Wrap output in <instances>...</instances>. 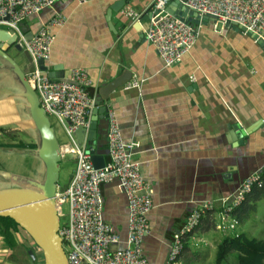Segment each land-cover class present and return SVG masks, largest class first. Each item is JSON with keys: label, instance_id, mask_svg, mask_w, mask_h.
Listing matches in <instances>:
<instances>
[{"label": "crops", "instance_id": "0c3cea01", "mask_svg": "<svg viewBox=\"0 0 264 264\" xmlns=\"http://www.w3.org/2000/svg\"><path fill=\"white\" fill-rule=\"evenodd\" d=\"M114 1L57 0L52 8L25 20L34 33L56 11L67 18L56 30L50 58L45 61L48 71L56 68L66 77L70 68H84L93 80L90 89L94 95L106 82L126 73L128 80L105 103L115 112L124 140L135 143L132 158L140 163L141 174L149 183L152 207L147 213L150 230L141 244L143 254L150 264H164L172 235L192 208L201 200L214 201L189 237L190 246L194 241H207L208 234L219 230L216 224L224 209L221 200L234 194L244 177L264 165V123L258 122L264 120V46L225 23L215 26L210 18L200 21L197 39L182 60L165 66L145 38L147 19L140 21L153 0H125L108 21L107 9ZM127 6L142 13L138 21L124 14ZM10 48L7 53L11 56ZM24 51L29 63L25 70L20 68L26 74L33 68V60ZM0 61V78L24 97L21 108L27 119L29 103L21 81L5 59L0 57ZM132 82L137 86H130ZM104 121L98 120L99 129ZM233 125L243 130L240 142ZM14 130L21 132L20 128L1 129L0 134L9 141L0 142V148L22 141L5 132ZM106 147V142L100 146ZM73 172L67 184H58L61 188L69 184ZM0 174L28 185L25 180H29L17 174L2 170ZM101 189L103 218L119 236L114 246L122 247L128 232L127 198L116 178L103 182ZM253 205L256 211L261 207L264 217V196ZM14 236L17 243L13 248H7L0 236V264H35L21 244V232ZM186 255L183 250L182 262Z\"/></svg>", "mask_w": 264, "mask_h": 264}, {"label": "built area", "instance_id": "2783aa9c", "mask_svg": "<svg viewBox=\"0 0 264 264\" xmlns=\"http://www.w3.org/2000/svg\"><path fill=\"white\" fill-rule=\"evenodd\" d=\"M57 0H0V28L16 33V43L31 56L33 68L26 73L29 84L37 93L39 105L45 115L54 117L67 136L60 143L61 158L69 153L75 159V168L69 184L55 191V202L59 217L65 215L58 233L69 264H150L143 254L142 240L150 230L147 213L152 207L149 183L140 171V163L132 158L134 142L125 141L113 109L107 105L105 163L95 167L90 148L85 142L77 143L74 132L78 127L88 129L95 108L100 106L96 95L90 91L93 80L82 67H72L63 78H51L39 68L38 58H50L57 28L66 22L60 12L41 22L31 38H26L19 22L38 15L45 8H52ZM86 0H78L79 3ZM173 0H153L144 29L149 42L165 66L180 62L190 50L198 36L201 23L193 24L167 11ZM202 18L212 17V22L224 24L234 22L256 34L264 41V0H178ZM123 11L132 20H139L141 12L127 6ZM130 86H137L132 82ZM116 178L118 187L127 198L128 232L122 247L114 246L119 236L111 224L103 218L104 199L101 185ZM264 184V165L255 169L238 184L234 194L223 198L224 210L219 213L216 227L225 231L233 228L236 221L228 220L226 213L242 203L253 186ZM214 207L211 199L201 200L191 209L183 225L173 233L164 264H183L185 236L194 230L203 213ZM198 241H203L198 240ZM114 246V247H113Z\"/></svg>", "mask_w": 264, "mask_h": 264}, {"label": "water", "instance_id": "95a60500", "mask_svg": "<svg viewBox=\"0 0 264 264\" xmlns=\"http://www.w3.org/2000/svg\"><path fill=\"white\" fill-rule=\"evenodd\" d=\"M57 2V1H56ZM125 0H116L107 9L106 18L109 21L113 11H118ZM56 4V3H55ZM167 11L179 16L181 19H186L193 24H198L200 21L206 22L210 18L209 15H204L202 18L197 12L188 9L178 0H173L167 5ZM151 15L150 12L144 14L140 19L145 21ZM139 21V22H140ZM20 28L25 32L26 38H31L33 32L29 31L26 20L19 22ZM225 26H229L238 32L245 33L256 40L261 46H264L262 41L256 34L246 30L245 27L234 22H226ZM9 47H13L18 51L22 48L16 43V33L10 29L0 28V57L5 59L11 67V71L19 78L24 88V96L27 98L29 106V115L38 131L36 154L43 161V179L41 182L28 181V185H20L13 187L0 188V216L11 217L33 240L37 248L42 254L43 264H69L65 250L62 245V238L58 233L60 217L58 208L55 202V191L60 170L61 148L57 141L54 130L51 126L49 118L45 115L42 107L39 105L38 97L33 87L29 84L24 71L18 63L7 53ZM37 64L40 69L48 71V67L42 58H38ZM54 68L49 70L48 76L52 78L64 77L63 71ZM126 73L106 82L102 85L96 98L98 101H103L104 104L93 110L90 118L88 129L78 127L74 132V138L77 143L85 142L90 148L91 159L95 167H101L105 163L107 148H100L101 144L106 142L107 119L106 110L109 94L122 86L127 81ZM99 119H105L104 124L98 125ZM259 123H264L263 119L258 120ZM257 122V123H258ZM232 130L235 133V139L242 141L243 130L238 125H233ZM245 133L248 130H244ZM101 138V140H100ZM97 144L95 149L91 145ZM29 254L35 259L32 251Z\"/></svg>", "mask_w": 264, "mask_h": 264}, {"label": "rangeland", "instance_id": "374dc122", "mask_svg": "<svg viewBox=\"0 0 264 264\" xmlns=\"http://www.w3.org/2000/svg\"><path fill=\"white\" fill-rule=\"evenodd\" d=\"M11 56L18 63V65L25 70L26 65L29 63V57L24 50L18 51L11 47ZM1 63V61H0ZM1 65V64H0ZM24 101V97L17 94L15 88L8 85L3 77L0 78V132L1 129L11 130L20 128L21 132L17 130L5 131L6 133H14L15 140L29 141L38 140V131L35 124L32 121L29 112H26L27 119L23 117V111L21 104ZM49 121L54 130L56 139L59 143L66 142L67 136L64 133L61 125L57 120L49 116ZM29 121V124H25ZM34 126V127H33ZM34 128V129H33ZM23 130V131H22ZM32 130L34 133H32ZM4 131V130H2ZM23 132V133H22ZM13 135V134H12ZM9 138L5 134H0V142H8ZM60 170L58 177V184H67L70 175L74 170L75 163L71 154H65L59 161ZM0 170L5 171L9 174H17L22 176L24 179L33 182H41L43 179V161L42 159L32 150L12 148L6 145L0 148ZM28 182L27 180H25ZM22 185L20 180L8 179L3 174H0V188L13 187ZM259 204V203H258ZM240 205V204H239ZM237 205V206H239ZM235 206L233 210L226 213L228 220H235L236 223L233 228L225 231L217 230L208 234L206 237L207 241L203 239L202 242L194 241L193 245L187 249V255L183 257V264H216V245L222 239L224 234H231V232H246L249 236L256 238L264 237V217L260 208L256 211L255 209L249 212L246 217L241 221L233 215V211L237 208ZM63 211L65 215L60 217V222L67 220V206L63 205ZM224 210V209H223ZM252 227V228H251ZM22 239L24 240L21 244L27 251H32L36 254H40L39 248L33 240L28 236L24 230H20ZM190 251V254L188 253ZM25 256V254L23 253ZM221 264H237L235 255L230 253Z\"/></svg>", "mask_w": 264, "mask_h": 264}, {"label": "trees", "instance_id": "16d2710c", "mask_svg": "<svg viewBox=\"0 0 264 264\" xmlns=\"http://www.w3.org/2000/svg\"><path fill=\"white\" fill-rule=\"evenodd\" d=\"M90 91L92 90L90 89ZM7 145L12 148L20 149L29 148L35 150L37 148V142L34 140L25 143L24 141H19ZM262 196H264V185L261 187L253 186L242 203L233 211V215L238 221H241L249 212L254 210V201ZM20 230L23 229L11 217L0 216V236L7 248H13L16 245L17 242L14 234ZM193 233L194 232L191 231L185 236L184 251L189 248V237L192 236ZM230 253L235 255L237 264H264V239L249 236L245 232H231V234H224L222 239L216 245V264H221ZM34 255L35 264H43L41 252L40 254L34 253Z\"/></svg>", "mask_w": 264, "mask_h": 264}, {"label": "clouds", "instance_id": "9594fccd", "mask_svg": "<svg viewBox=\"0 0 264 264\" xmlns=\"http://www.w3.org/2000/svg\"><path fill=\"white\" fill-rule=\"evenodd\" d=\"M44 71V70H43ZM47 72V71H46ZM48 74V73H47ZM26 75V74H25ZM52 78V77H51ZM63 78V77H62ZM97 99V98H96ZM98 101V100H97ZM98 102H100V101H98ZM47 116V115H46ZM48 117V116H47ZM58 184V183H57Z\"/></svg>", "mask_w": 264, "mask_h": 264}, {"label": "bare ground", "instance_id": "6f19581e", "mask_svg": "<svg viewBox=\"0 0 264 264\" xmlns=\"http://www.w3.org/2000/svg\"><path fill=\"white\" fill-rule=\"evenodd\" d=\"M36 93V92H35ZM36 95H37V93H36ZM38 97V96H37ZM39 101V100H38Z\"/></svg>", "mask_w": 264, "mask_h": 264}]
</instances>
